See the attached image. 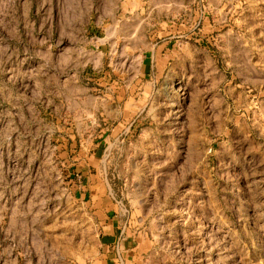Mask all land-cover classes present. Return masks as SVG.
I'll return each instance as SVG.
<instances>
[{
  "label": "rangeland",
  "instance_id": "rangeland-1",
  "mask_svg": "<svg viewBox=\"0 0 264 264\" xmlns=\"http://www.w3.org/2000/svg\"><path fill=\"white\" fill-rule=\"evenodd\" d=\"M83 115L144 264H264V0H0V264L96 251L57 140Z\"/></svg>",
  "mask_w": 264,
  "mask_h": 264
},
{
  "label": "crops",
  "instance_id": "crops-1",
  "mask_svg": "<svg viewBox=\"0 0 264 264\" xmlns=\"http://www.w3.org/2000/svg\"><path fill=\"white\" fill-rule=\"evenodd\" d=\"M155 65L151 60L148 63L140 64L136 75L133 76L129 83H138L143 75L153 73ZM87 68H83L85 73L89 72ZM85 78L88 79L87 76ZM91 122V125H88ZM83 126L86 127L83 131ZM92 121H89L84 115L77 117L73 121L72 126L66 130L61 129L57 134L59 140V150L67 153V157L72 159L71 153L81 154L76 158L81 160L77 163L65 159L69 164L64 168L66 175L63 177L64 190L70 199L78 200L81 203L90 205L91 230L96 228L97 240L96 251L87 257L83 263L70 260L63 262V258L59 250L54 246L53 252L49 255L41 256L31 260L19 261L17 257L11 260H4L1 264H144L145 257L143 253L145 242L143 237L135 234L131 227L122 222L120 212L110 207L108 197V189L106 190L107 180L102 179L99 174V164L105 151L107 136L101 128L96 130ZM71 132V133H69ZM73 133V134H72ZM70 137V138H68ZM77 137V140L74 139ZM71 139V140H70ZM95 218V220H94Z\"/></svg>",
  "mask_w": 264,
  "mask_h": 264
}]
</instances>
